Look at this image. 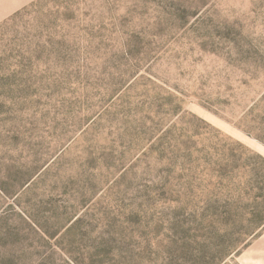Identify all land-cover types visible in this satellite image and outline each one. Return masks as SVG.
<instances>
[{"label":"rangeland","instance_id":"374dc122","mask_svg":"<svg viewBox=\"0 0 264 264\" xmlns=\"http://www.w3.org/2000/svg\"><path fill=\"white\" fill-rule=\"evenodd\" d=\"M0 22V264H240L264 231V0H37Z\"/></svg>","mask_w":264,"mask_h":264},{"label":"crops","instance_id":"0c3cea01","mask_svg":"<svg viewBox=\"0 0 264 264\" xmlns=\"http://www.w3.org/2000/svg\"><path fill=\"white\" fill-rule=\"evenodd\" d=\"M37 0H0V22ZM240 264H264V231L242 251Z\"/></svg>","mask_w":264,"mask_h":264},{"label":"trees","instance_id":"16d2710c","mask_svg":"<svg viewBox=\"0 0 264 264\" xmlns=\"http://www.w3.org/2000/svg\"><path fill=\"white\" fill-rule=\"evenodd\" d=\"M33 3H34V2H33ZM33 3H31V4H33ZM31 4H29V5H31ZM29 5L25 6L23 9H25V8L28 7ZM23 9H22V10H23ZM18 12H20V11H18ZM18 12H16V14H17ZM13 15H15V14H13ZM13 15H12V16H13ZM10 18H11V17H10Z\"/></svg>","mask_w":264,"mask_h":264}]
</instances>
